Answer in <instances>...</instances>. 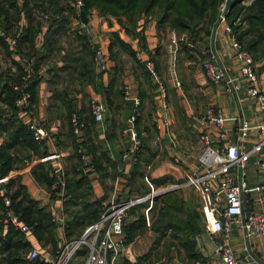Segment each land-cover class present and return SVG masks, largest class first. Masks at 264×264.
<instances>
[{
    "label": "crops",
    "instance_id": "1",
    "mask_svg": "<svg viewBox=\"0 0 264 264\" xmlns=\"http://www.w3.org/2000/svg\"><path fill=\"white\" fill-rule=\"evenodd\" d=\"M85 17L87 19L85 24L69 18L66 30L70 40L68 45L66 44L68 48L65 45L62 46L64 49H59L58 40H56L57 32L54 35L55 48L48 52L42 47V36L46 26L38 22L40 18H37L34 12L30 13L29 20L20 13L14 26L9 22L5 24L0 16V31L4 27L6 31L4 38L0 37V152L10 158L7 170L2 175L0 173V190L9 196L12 205H16L13 210H18L16 213L18 212L19 216V210L21 211L26 204L23 199H20L22 196L33 202L29 206L33 216H35L34 210L41 208H44L51 217L60 210L66 213L68 207L78 208L64 204L68 194L66 199L48 195L50 185L45 187L37 183L32 175V171L36 170L38 165H42L49 177L61 173L65 180V170L74 163L71 158L74 145H77L79 149L83 147L85 150L89 147L88 154L98 162L94 174L83 175L91 189L92 199L113 197L122 200L130 195L127 187L131 181L129 178L134 164L120 162L122 152L130 143L127 137L120 135L131 111V103L124 96H135L140 100L134 129L143 143L150 141L151 146L156 149L149 157L146 156L145 163L148 166L150 180H158L162 184L168 180L169 176L182 179L185 173L196 170V159L194 160L192 151H196L200 146L197 141L198 135L206 133L215 137L213 129L205 125L201 119L206 108L212 107L219 110L228 118L246 120L251 126L256 125L260 118L255 100L246 94L247 84L238 75V63L230 47L232 39L224 32L225 23L218 24L214 29L210 36L211 43L207 47L202 48L201 51L195 50V58L190 51L180 50V48L176 51L173 48L175 75L179 83V87L176 88L169 78L166 62L172 45L174 47L183 41L181 35L168 29L157 32L153 19L139 20L136 28L130 30L123 20L101 17L94 10H90ZM76 35L85 38L91 53L81 50L82 45L76 40ZM10 38L16 39V48L9 45ZM120 42L123 46L118 44ZM94 49H100L104 55V70H100L93 63ZM206 52H212L220 67L225 70L226 76L233 79L236 90L232 94L226 93L220 86H214L205 80L199 64ZM180 54L184 57L183 59L180 58ZM83 55L87 60L85 58L80 60ZM177 57L190 68L188 76L186 75L191 85L189 93L185 91L180 79ZM66 58H74V62L67 65L64 61ZM83 59L89 63L86 71L80 70V67L85 66ZM146 59L152 62L161 82L162 91L146 74L140 76V69L143 70V68L138 60ZM29 60L32 62L31 74L35 71L38 77L33 101L25 108L12 111L4 100L2 88L7 79L14 80L19 76L21 68ZM262 65H264L263 61H261ZM256 77L255 86L264 94V71ZM91 99L103 103L104 113L100 123H93L92 128L86 130L85 121L87 116L88 118L90 116L86 102ZM163 103L166 106L165 109L162 108ZM67 107L80 113L79 119L84 125L81 136L74 137V140L68 139ZM172 116L180 120V127L175 128V131L182 139H175L171 132ZM162 117L167 118L168 126L157 130L155 125L161 121ZM30 120L36 121L45 129L47 138L27 145L16 132V128L19 126L26 129L25 125ZM227 129L229 135L233 136L234 126L227 124ZM141 144L140 142V146ZM101 150L108 162L103 159L101 161ZM167 157H172L180 164L172 165ZM2 163L1 159L0 171L3 170H1ZM77 170L78 167H75V171ZM245 172L250 188L247 194L248 200L245 199L243 202V210L247 213L256 209L255 197L258 192L254 187L260 182L261 177L252 159L247 163ZM81 175L77 173L75 176ZM167 188L160 197L167 195ZM15 192L18 193L12 199L11 196ZM192 192L191 189L181 190V201L188 207L182 218L186 220L187 214L195 215L193 223L195 227L197 226L196 232H191L186 237H179L180 242L185 244L184 255L193 264H221L211 253L214 246L213 238L203 230L200 202L196 193ZM191 194L196 198L191 200ZM1 213L0 204V217ZM25 218L21 220L25 222ZM31 224L32 244L39 247L42 240L38 241L33 233L32 226L35 221ZM58 231L56 227L53 228L52 240L45 243L46 245L54 244L56 247L60 243ZM21 240L20 232L0 222V264H34L32 261L28 262L27 248L14 247ZM229 243L236 255H240L242 245H246L250 257L246 264H264V235L252 237L243 242L241 230L233 226ZM4 246L6 247L3 248ZM11 259L17 262L10 263ZM124 261L128 260L119 255L115 263L123 264ZM134 262L128 263L134 264Z\"/></svg>",
    "mask_w": 264,
    "mask_h": 264
},
{
    "label": "built area",
    "instance_id": "2",
    "mask_svg": "<svg viewBox=\"0 0 264 264\" xmlns=\"http://www.w3.org/2000/svg\"><path fill=\"white\" fill-rule=\"evenodd\" d=\"M81 7V0L71 2V8L77 18H79ZM224 12L222 6L219 24L224 23ZM40 18L46 20L47 15L42 14ZM224 32L230 36L227 26L224 28ZM4 36V33L1 32L0 37L4 38ZM14 44L15 39L10 38L9 45L13 47ZM230 47L233 57L238 63V75L247 84L246 94L255 100L258 107L259 121L256 125L251 126L246 120L228 118L223 116L219 110L212 107L206 108L201 119L205 125L213 129L215 137L206 133L198 135L200 151L196 157V170L185 173L180 182L174 184V187L191 189L196 193L200 202L203 230L213 238L214 246L211 253L216 260L221 264H246L250 260L246 245L243 244L242 253L236 255L229 241L233 226H237L241 230L243 242L252 237L264 235V94L255 86L257 77L251 55L233 39ZM92 58L95 66L100 70L105 69L104 55L100 49L93 50ZM138 62L146 71L148 78L162 91L161 82L150 59L138 60ZM166 64L169 78L174 87L178 88L174 49L168 52ZM31 65V60L26 62L21 68L18 84L11 85L12 91L18 93V98L13 103L15 109L25 108L29 104L30 97L27 88L31 76ZM199 68L208 83L220 86L228 94H232L236 90L233 79L226 76L225 70L220 67L212 52L203 54ZM125 92L123 89V93ZM124 97L131 103V111L120 135L127 137L130 143L122 152L120 162L133 165L137 161L140 146V138L134 129L140 100L135 96ZM165 107L163 103L162 108L165 109ZM88 110L94 123L102 121L104 113L102 102L91 99ZM227 124L234 126L233 136L229 135ZM167 126V118L162 117L155 128L160 130ZM25 127L34 142L38 143L47 138L45 129L36 121H28ZM69 127L75 138L81 136L83 122L75 113L69 116ZM77 153L79 158L78 173L82 175L94 174L95 166L85 148H78ZM251 159L260 171L261 179L254 187L258 192L255 197L256 209L246 213L243 210V202L245 199L248 200L247 194L250 192V188L246 180L245 169ZM142 179L147 187V192L142 196L122 200L113 197L99 198L96 220L85 226L77 237L66 236V213L63 210L52 216L51 222L59 230L61 238L53 252L43 250L47 245L38 247L32 244L30 226L21 220L19 214L13 210L9 196L1 190L0 222L8 224L20 232L22 240L27 244L26 255L29 260L37 259L43 264H116L119 255L124 256L127 260L130 259L126 255L128 247L124 245L122 236V228L127 221L129 209L137 204H146L147 202L142 214L145 224L148 225L147 212L152 207V198L158 193L149 177L143 175ZM48 195L66 199L65 181L61 173L53 176Z\"/></svg>",
    "mask_w": 264,
    "mask_h": 264
},
{
    "label": "trees",
    "instance_id": "3",
    "mask_svg": "<svg viewBox=\"0 0 264 264\" xmlns=\"http://www.w3.org/2000/svg\"><path fill=\"white\" fill-rule=\"evenodd\" d=\"M73 0H0V16L5 24L8 22L14 26L19 18L20 13L29 20V15L32 12H44L50 15L46 23V30L42 36V47L46 51L50 52L55 48L54 35L57 32L63 31L65 26L69 22V18L78 19L75 17L74 11L71 8V2ZM224 0H81L82 7L81 12L87 14L90 10H94L101 17H111L117 21L123 20L126 26L130 30H134L139 20L153 19L154 27L157 32H163L165 29L173 31L176 34L183 35L185 37V43L182 45V50L195 52L198 50L192 46L206 39L210 35V30L213 25H216L217 9ZM10 12V13H9ZM65 14V15H63ZM224 23L230 32V37L243 49H245L251 57L257 58L264 63V0H236L228 9L223 13ZM37 27V26H36ZM5 33V27L1 29ZM114 37V36H113ZM76 40L82 45V51L91 53L86 40L81 35H76ZM115 41H117L115 39ZM123 46L122 43H118ZM17 42L15 39L14 48H16ZM189 45V46H188ZM190 47V48H189ZM199 51V50H198ZM82 58H86L83 55ZM83 59L81 69L86 71L89 68L88 61ZM67 65L74 62V58H66L64 60ZM84 67V68H83ZM35 72V71H34ZM32 73L28 82L27 91L29 93V104L32 103L34 98V88L36 86L38 77L35 73ZM21 76V70L19 76L14 79H7L5 85L2 88L4 93V100L7 106L12 111H16L14 108V101L18 98V93L12 91L11 85L18 84L19 77ZM71 113H75L78 118L80 113L67 107V124H68V139H73L74 136L71 133L69 127V116ZM86 118V117H85ZM93 120L87 116L85 121V129L89 130L93 126ZM84 127V125H83ZM16 132L22 137V140L31 145L34 141L31 139L29 132L24 127H17ZM109 139V137H107ZM142 142L141 146H144L149 154H151V143ZM77 145L73 146V152L71 158L73 162L65 170V189L69 195L64 202L67 206H76L73 210L67 213L68 217L65 223V234L67 237L78 234L85 226L91 224L96 220L98 215V200L92 199L91 189L88 185L85 176L81 175L76 177L78 171H75V167L79 166V158L77 153ZM89 147L86 151L89 152ZM93 150L95 148L93 147ZM101 161L106 160L104 152L101 150ZM141 157V156H140ZM137 158L136 163L132 167L130 184L138 176L139 163L146 159ZM3 160V168L0 171L1 175L5 173L10 163V158L4 153L0 152V160ZM91 162L94 166L98 167V162L91 158ZM108 162V161H107ZM33 178L39 184L49 187L53 177H49L47 171L42 165H38L36 170L32 171ZM154 184L159 183L158 180H151ZM170 192V191H169ZM169 192H166L167 194ZM18 192H15L11 198L13 199ZM165 193V194H166ZM20 199L25 201L20 212V217L25 218V222L31 226V222L35 221L33 233L38 241L42 242V245L52 240L53 224L50 222V216L44 208L34 210L35 216L31 213L29 206L33 202L24 199L22 196ZM12 202V201H11ZM19 204V202H18ZM15 208L16 205H11ZM14 206V207H13ZM170 203L164 202L158 211V219L153 223V230L171 227L178 230L180 237H186L191 232L197 231L193 221L195 215L187 214V219L178 218L174 215H169L166 211ZM178 211V207L176 208ZM18 211L15 209V212ZM18 213V212H17ZM143 218H137L132 225L128 224L122 228V232L125 235L123 243L130 241L133 235L138 232L142 227ZM15 235V233L13 232ZM4 246L3 248H5ZM16 249L27 248L25 241L21 240L20 243L15 244ZM17 262V260L11 259L10 263ZM34 264H43L36 259L33 260ZM123 264H129L124 261Z\"/></svg>",
    "mask_w": 264,
    "mask_h": 264
},
{
    "label": "rangeland",
    "instance_id": "4",
    "mask_svg": "<svg viewBox=\"0 0 264 264\" xmlns=\"http://www.w3.org/2000/svg\"><path fill=\"white\" fill-rule=\"evenodd\" d=\"M224 1L221 5H219V7L217 9L218 13H217L216 21H215L216 25L214 24L212 29L210 30L211 32H210L209 37L201 40L200 42L196 43V45H194L192 47L197 48L199 51H201L202 48L207 47L211 43L210 42L211 41L210 36L213 33L214 29L219 24L220 9L223 6ZM34 13L36 14L37 18H40V14L41 15L46 14L47 15L46 20H42L40 18V20L38 21L40 24L46 25L47 20L49 19L50 15L48 13H44V12L40 13L37 11H35ZM63 15H65V14H63ZM67 26H68V24L65 26V29L63 31L58 32V36H57L56 40H58L57 43L59 44V49H64V48H62V46H65L66 44L68 45V42L70 41L68 38V35H66V30L68 29ZM181 36L183 37V35H181ZM183 42H185V37H183V41L179 42V44H176L174 47L172 45L171 50L173 48H175L176 51H179L178 50L179 48H180V50H182ZM67 48H68V46H67ZM191 53H192L193 57L195 58L196 57L195 52L193 51ZM182 57L183 56L180 54L181 59L184 58V57L183 58ZM181 59L178 60V57L176 59L177 70H178V72L179 71L181 72V73L179 72V75H180V79L183 83V87H184L185 91H187L189 93L191 85L189 84L188 77H186V75L189 73L190 68L187 64H184V61H182ZM252 59H253V64H254L253 67H254L255 75L259 76L260 72L264 71V65L261 66V60H258L257 58L252 57ZM194 61H195V59H194ZM140 70H141L140 76H145L146 71L144 69L143 70L140 69ZM86 103H87V105H89L88 101ZM175 111H176V107L174 106V112ZM179 127H180V120L179 119L176 120L175 116H172V118H171V132H172V134H174L175 139H182V138H179V136L177 135V131H175V128H179ZM185 134L187 135V133H185ZM106 136H108V135L106 134ZM118 136H119V133H118ZM140 142H141V140H140ZM199 147H198V149H196V151L195 150L192 151V153L194 154V160L196 159L197 154L200 151ZM150 150H151V152L156 151V149L153 146L150 147ZM149 152L147 151V149L144 146H139L137 158H139L141 156L140 157L141 159H146V156L149 157V155H150ZM167 160L172 165L180 164L178 162H175L172 157H167ZM146 161L147 160H144V161H141L139 163L140 165H139V169H138L139 170L138 176L127 187L128 191L130 193V195H129L130 197L142 196L147 192V187H146V185L142 179L143 175H146L148 177V166H146L147 165L145 163ZM180 180H181L180 178L174 179L173 177L169 176L168 180L164 181L165 182L164 184H162V182L154 184L151 181L153 183L154 187H156V189L158 190V193H157V195H155V197L152 198V207L147 212L148 225H146L144 220L142 219L143 222L141 223L142 224L141 229L133 235V237L131 238L130 241H125V243H124V245L128 247V253L126 255L130 258V259H128L129 261H127V262H134L135 261L134 264H193L184 255L185 254L184 253L185 244L180 242V238H179L180 235L178 233V230H175L171 227H166L164 229L163 228L156 229V231H154L152 229L153 223L155 221L159 220L158 219V211H159V208L162 206L163 201L170 203L169 207H165V210H166V208H168V210L166 212L169 215H174V216H177L178 218H182L183 215L186 214L188 207L184 206V204L181 201V199H182L181 190L182 189L174 187V184L180 182ZM157 185H162L165 187L157 186ZM165 188H167V190H168L167 192H169V191L170 192L167 195L160 197V196H162ZM129 196H126L125 198H127ZM190 198H191V200H193L196 197L193 194H191ZM146 205H147V202H146V204L141 203V204H137V205L131 207L127 213V221L125 223V226L127 224H128V226L132 225L137 218H143L142 213H143V209ZM177 207H178V211H175V210H177L176 209ZM73 209L74 208L68 207L66 213H68L69 211H71ZM67 217H68V215L66 214L65 219H67ZM50 221H51V218H50ZM81 231L78 234H74L73 236H70V238L79 236ZM122 236L125 239V235L123 234V232H122ZM40 246H42V244ZM56 247H57V245H56ZM56 247L54 246V244L51 246L47 245L46 247L43 248V250H51L53 252ZM31 261H33V260H29L28 262H31Z\"/></svg>",
    "mask_w": 264,
    "mask_h": 264
},
{
    "label": "water",
    "instance_id": "5",
    "mask_svg": "<svg viewBox=\"0 0 264 264\" xmlns=\"http://www.w3.org/2000/svg\"><path fill=\"white\" fill-rule=\"evenodd\" d=\"M236 0H225L223 4V11H227V9L235 2ZM87 21L85 14L83 12L79 13V22L81 24H85Z\"/></svg>",
    "mask_w": 264,
    "mask_h": 264
}]
</instances>
